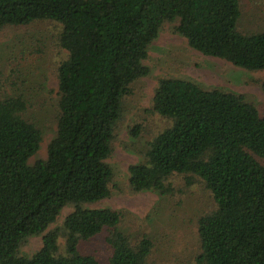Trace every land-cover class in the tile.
Wrapping results in <instances>:
<instances>
[{
  "label": "trees",
  "instance_id": "obj_1",
  "mask_svg": "<svg viewBox=\"0 0 264 264\" xmlns=\"http://www.w3.org/2000/svg\"><path fill=\"white\" fill-rule=\"evenodd\" d=\"M242 18L240 0H0V31L52 22L66 53L45 159L30 163L43 132L25 117L26 96L0 97V264H101L79 244L103 231L105 264H154L149 237L132 244L119 230L120 211L87 207L111 195L108 159L123 101L149 75L144 61L165 24L203 56L264 70V30L242 32ZM256 84L264 93V80ZM149 112L170 125L129 166L130 190L165 196L173 176L187 186L201 182L214 209L197 220L194 264H264V116L243 95L174 78L158 82ZM67 207L62 227L48 231ZM41 235L35 254L19 256L28 238Z\"/></svg>",
  "mask_w": 264,
  "mask_h": 264
},
{
  "label": "rangeland",
  "instance_id": "obj_2",
  "mask_svg": "<svg viewBox=\"0 0 264 264\" xmlns=\"http://www.w3.org/2000/svg\"><path fill=\"white\" fill-rule=\"evenodd\" d=\"M242 32L264 30V0H240ZM59 26L36 22L27 27H8L0 31V97L23 94L29 101L25 114L43 132L38 154L30 163L46 158L47 146L56 131L57 67L66 58L58 45ZM144 65L147 77L131 86L123 101L124 113L115 128L113 152L108 164L114 172L109 198L88 208H110L122 213L118 226L132 244L149 237L153 249L148 261L154 264H194L199 253L197 220L214 209V203L203 184L187 186L184 176H173L167 184L168 195L153 192L134 193L128 185V168L142 160L147 141L170 125L151 114V99L161 79L174 78L196 83L204 88H218L245 96L264 116V93L256 84L264 80V70L246 71L216 58L192 50L165 24L150 45ZM140 126L138 136L131 130ZM264 164L263 160H260ZM65 208L48 231L60 229L72 212ZM58 254L65 255L66 238L60 232ZM108 231L79 244V251L105 264L110 255L106 244ZM42 246V235L28 238L19 248L21 257H31Z\"/></svg>",
  "mask_w": 264,
  "mask_h": 264
}]
</instances>
